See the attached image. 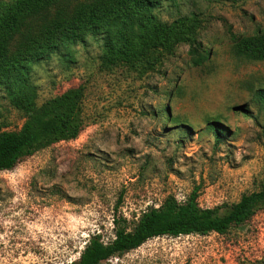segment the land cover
<instances>
[{
  "label": "rangeland",
  "instance_id": "1",
  "mask_svg": "<svg viewBox=\"0 0 264 264\" xmlns=\"http://www.w3.org/2000/svg\"><path fill=\"white\" fill-rule=\"evenodd\" d=\"M14 0H0V10ZM108 0H104L106 3ZM78 0H57L37 14L31 43L17 34L8 54L43 38L44 25L76 15ZM160 21L195 18L196 43L208 52L190 62L188 43L173 55L151 51L132 63L106 62L103 31L22 63L39 106L81 85V130L0 171V264H69L113 218L131 229L169 195L196 191L200 207L223 214L264 184V60L232 52L236 39L264 33V0H165ZM24 113L0 86V131L18 130ZM223 132L216 137L208 125ZM101 264H264V202L225 234L160 236Z\"/></svg>",
  "mask_w": 264,
  "mask_h": 264
},
{
  "label": "trees",
  "instance_id": "2",
  "mask_svg": "<svg viewBox=\"0 0 264 264\" xmlns=\"http://www.w3.org/2000/svg\"><path fill=\"white\" fill-rule=\"evenodd\" d=\"M55 1L14 0L0 10V86L12 104L24 113L18 130L0 131V171L12 169L19 160L42 148L75 138L81 130L78 110L83 87H70L41 105H35L33 86L22 66L31 57L39 58L42 53L82 41L87 33L103 31L106 62L132 63L151 51L171 56L174 45L181 41L189 44L191 64L198 66L207 59L208 52L192 37L195 18L187 23L181 20L167 23L153 13V9L159 8L165 0H108L106 3L104 0H78L76 15L71 21L62 24L54 20L51 25H44L40 42L24 53L9 55V41L22 34L27 39L20 46L31 43L37 14ZM232 52L246 60L263 61L264 33L236 39ZM255 96L264 108V89H257ZM208 127L216 137L223 132L211 122ZM262 202L264 184L258 191L243 194L223 214L218 213L217 207H200L195 190L183 201L169 195L159 206L143 211L131 229L126 227L125 219L114 217L113 238L104 242L99 233L92 234L78 258L69 264H101L160 236L225 234L230 227L244 223Z\"/></svg>",
  "mask_w": 264,
  "mask_h": 264
}]
</instances>
